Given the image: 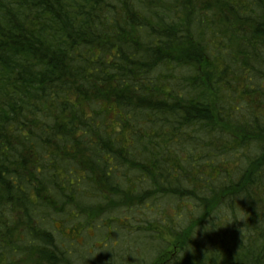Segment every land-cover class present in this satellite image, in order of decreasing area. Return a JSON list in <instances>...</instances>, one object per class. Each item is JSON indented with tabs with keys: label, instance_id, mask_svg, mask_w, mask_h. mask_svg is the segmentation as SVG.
<instances>
[{
	"label": "trees",
	"instance_id": "1",
	"mask_svg": "<svg viewBox=\"0 0 264 264\" xmlns=\"http://www.w3.org/2000/svg\"><path fill=\"white\" fill-rule=\"evenodd\" d=\"M80 225L103 264H264V0H0V264Z\"/></svg>",
	"mask_w": 264,
	"mask_h": 264
},
{
	"label": "rangeland",
	"instance_id": "2",
	"mask_svg": "<svg viewBox=\"0 0 264 264\" xmlns=\"http://www.w3.org/2000/svg\"><path fill=\"white\" fill-rule=\"evenodd\" d=\"M107 212H98V216H101V217H97L96 220L97 223H99L100 225L102 223H107L108 221H106V218L104 217V214H106ZM119 213V218H121V220H123V215L124 214L125 216H133V223L135 224L136 223V220H144L145 217L142 216V214H144L145 216H147L145 213L143 212H117ZM52 218L54 219V225L52 227V229L54 230L55 232V235L56 236V239L60 242H63L64 241V238L62 237L63 235H60L59 234V229L61 230V228L64 230V231H67L69 232L71 226H68L63 220H61L60 218H63L62 215L58 216V214H55V212L52 213ZM93 214V212L91 213V215ZM79 217H75L73 219H71L68 224L69 225H72V223H74L76 220L77 223L79 222H82L83 218L80 219L81 217V214H79ZM97 216V215H96ZM60 217V218H59ZM47 219L50 220V217H48ZM79 219V220H78ZM81 224V223H79ZM136 225V224H135ZM48 227H46L48 230H50V226L47 225ZM64 226H67V227H64ZM134 227V226H133ZM107 229V228H106ZM78 233L76 235L75 238H69L68 241H72L71 244V251H72V256H73V259L75 260V264H103L104 261H108V255H109V251L110 249H107V250H102V245H101V240H95L94 242H92L91 240H87L85 239V236H88L87 233H83L82 234V225L78 226L77 230H76ZM103 233V232H102ZM88 234L89 236H96V231H94V229L92 228V226L90 227V230L88 231ZM129 234V233H128ZM110 240L106 241L105 245L107 248H110ZM67 244V243H66ZM65 244V245H66ZM109 244V245H108ZM113 244L117 245L116 242H113ZM104 253H103V252ZM121 252L118 251H114V253L110 254L111 255V258L110 260L113 261V262H119V254ZM38 258V256L34 255V258ZM149 259V258H147ZM38 264V261L36 259H25V264ZM19 264H23V263H19Z\"/></svg>",
	"mask_w": 264,
	"mask_h": 264
}]
</instances>
